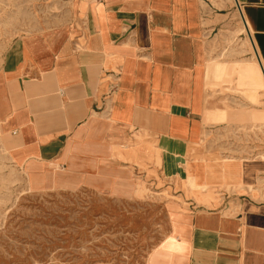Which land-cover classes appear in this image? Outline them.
I'll return each instance as SVG.
<instances>
[{
    "label": "crops",
    "instance_id": "0c3cea01",
    "mask_svg": "<svg viewBox=\"0 0 264 264\" xmlns=\"http://www.w3.org/2000/svg\"><path fill=\"white\" fill-rule=\"evenodd\" d=\"M233 1L71 0L65 21L18 39L0 72V134L29 187L51 186L61 168L86 189L149 200L138 186L153 178L146 167L136 175L141 164L153 154L165 168L168 142L189 145L197 186L188 208L133 215L139 232L155 217L166 225L143 264H264V134L256 145L243 130L264 125L252 117L264 112L263 87L240 75L253 64L264 78V0ZM234 7L255 59L248 51L227 62L239 71L230 85L209 78L208 26ZM210 84L239 92L212 95ZM232 134L246 143L226 142ZM110 212L125 217L98 215Z\"/></svg>",
    "mask_w": 264,
    "mask_h": 264
},
{
    "label": "rangeland",
    "instance_id": "374dc122",
    "mask_svg": "<svg viewBox=\"0 0 264 264\" xmlns=\"http://www.w3.org/2000/svg\"><path fill=\"white\" fill-rule=\"evenodd\" d=\"M70 3L71 0H0V72L18 39L57 27L69 14ZM231 11L233 14L228 17L225 14L214 30L208 26L209 78L215 82H230V85L239 71L237 63L227 62L237 61L239 55L248 51L255 59L241 16L234 12L235 7ZM254 68L253 64H248L241 78L247 86L263 87L264 96V78L260 69L257 73ZM217 86L209 85L212 95L239 92L222 87L218 90ZM245 96L251 99L248 93ZM252 117L264 121V112ZM249 123L243 124L245 133H253V137L246 134L247 143L257 145L261 140L259 135L264 134V125ZM222 137L220 141L215 139V143L223 145ZM151 138L158 145L159 139ZM225 139L229 143V140L235 141V145L246 143L239 134L226 135ZM129 144L137 148L135 138L131 137ZM166 147L165 168L152 154L147 165L141 164L140 173L136 172L142 177L145 175L143 167H146V176L153 178L147 179L145 194L148 196L144 195L149 200H143V196H139V200H127L86 189L75 178L65 176L61 168L55 174L56 183L51 186L29 187L27 174L14 154L6 149L0 134V264H143L149 251L165 234L166 225L162 223L164 219L155 217L145 232H139L140 218L133 217L134 213L150 208L156 211L166 208L167 212L186 209L194 198L191 188L196 189L195 185H189L188 179L189 145L172 146L168 142ZM157 155L163 158L164 154ZM237 155L240 152L225 154L221 160ZM177 156L179 169L172 159ZM104 208L123 213L125 217H111L113 212L99 216ZM145 220L147 218L141 222Z\"/></svg>",
    "mask_w": 264,
    "mask_h": 264
},
{
    "label": "bare ground",
    "instance_id": "6f19581e",
    "mask_svg": "<svg viewBox=\"0 0 264 264\" xmlns=\"http://www.w3.org/2000/svg\"><path fill=\"white\" fill-rule=\"evenodd\" d=\"M243 27H244V29H245V31L247 32V33H249V30L243 25ZM251 42V41H250ZM252 44V43H251ZM264 69V68H263ZM188 172V171H187ZM188 179H189V185H191L192 184V182H193V184L192 185H195V186H197L196 185V180H195V182H194V180L192 181V179H191V174L190 173H188ZM187 181V180H186ZM138 188H139V192H143V191H146V187L143 185V184H139V186H138Z\"/></svg>",
    "mask_w": 264,
    "mask_h": 264
}]
</instances>
